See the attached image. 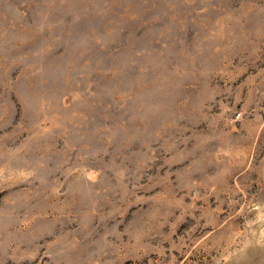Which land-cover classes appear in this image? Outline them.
<instances>
[{"label":"rangeland","instance_id":"rangeland-1","mask_svg":"<svg viewBox=\"0 0 264 264\" xmlns=\"http://www.w3.org/2000/svg\"><path fill=\"white\" fill-rule=\"evenodd\" d=\"M0 264H264V0H0Z\"/></svg>","mask_w":264,"mask_h":264}]
</instances>
